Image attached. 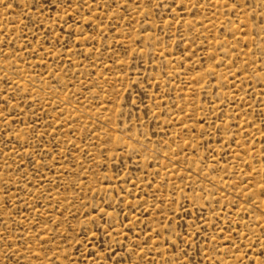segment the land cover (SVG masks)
Segmentation results:
<instances>
[{
	"label": "rangeland",
	"instance_id": "374dc122",
	"mask_svg": "<svg viewBox=\"0 0 264 264\" xmlns=\"http://www.w3.org/2000/svg\"><path fill=\"white\" fill-rule=\"evenodd\" d=\"M0 264H264V0H0Z\"/></svg>",
	"mask_w": 264,
	"mask_h": 264
}]
</instances>
